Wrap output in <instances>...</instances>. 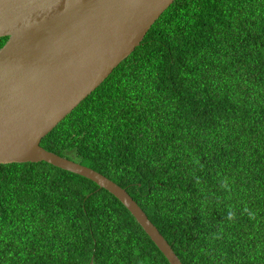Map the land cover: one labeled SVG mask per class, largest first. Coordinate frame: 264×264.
Instances as JSON below:
<instances>
[{
  "label": "trees",
  "instance_id": "trees-1",
  "mask_svg": "<svg viewBox=\"0 0 264 264\" xmlns=\"http://www.w3.org/2000/svg\"><path fill=\"white\" fill-rule=\"evenodd\" d=\"M40 146L125 189L182 264H264V0H175ZM0 264L169 263L39 162L0 165Z\"/></svg>",
  "mask_w": 264,
  "mask_h": 264
},
{
  "label": "water",
  "instance_id": "water-1",
  "mask_svg": "<svg viewBox=\"0 0 264 264\" xmlns=\"http://www.w3.org/2000/svg\"><path fill=\"white\" fill-rule=\"evenodd\" d=\"M175 0H0V165L44 162L95 183L182 264L125 189L40 146L142 42Z\"/></svg>",
  "mask_w": 264,
  "mask_h": 264
}]
</instances>
